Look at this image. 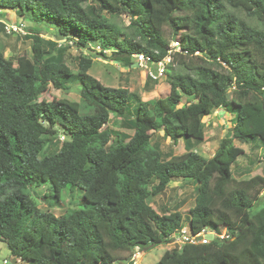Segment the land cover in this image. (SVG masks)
<instances>
[{
  "label": "trees",
  "instance_id": "obj_1",
  "mask_svg": "<svg viewBox=\"0 0 264 264\" xmlns=\"http://www.w3.org/2000/svg\"><path fill=\"white\" fill-rule=\"evenodd\" d=\"M8 10L125 67L139 55L152 65L172 58L168 96L143 101L92 77L93 59L80 56L74 73L38 29L28 37L32 59L15 63L0 52V241L14 259L116 264L117 253L129 261L138 250L171 244L189 222L195 234L226 230L231 238L165 251L155 264H264V205L254 210L264 176L238 180L233 172L245 154L235 141L264 148V0H0V11ZM166 28L180 53H171ZM71 84L80 86L78 103L40 101L48 87L67 92ZM184 98L192 101L180 107ZM215 110L230 113L234 127L206 158L195 148ZM156 132L183 141L185 153L165 159L152 144ZM58 135L61 146L41 158L44 136ZM176 180L195 186L187 217L149 202ZM46 184L58 201L67 187L78 188L81 207L62 216L41 211L30 189Z\"/></svg>",
  "mask_w": 264,
  "mask_h": 264
},
{
  "label": "rangeland",
  "instance_id": "obj_2",
  "mask_svg": "<svg viewBox=\"0 0 264 264\" xmlns=\"http://www.w3.org/2000/svg\"><path fill=\"white\" fill-rule=\"evenodd\" d=\"M20 15L19 12L9 10L0 11V52H3L7 59L15 63L22 56L32 59V41L28 37L32 34L31 29H38L41 31L40 36L43 39L46 41H55L58 50L60 48L63 50L65 61L74 73L78 70L81 56L87 59H93V66L89 70V74L99 80L104 86L127 88L130 92L139 94L143 101L157 100L168 96L170 85L167 77L165 76L157 82L152 81L148 76V69L139 63L137 59H134V64L131 67L106 61L102 56L96 54V52L99 53L98 48L85 50L79 49L76 45H67L64 40L57 39L54 26L36 22L28 18H22ZM117 22L126 27L129 25L130 20L128 17L122 16L117 19ZM15 23L24 24L25 29L22 32H9V29ZM165 36L171 43L172 52L180 53V45H176L179 40L173 36L170 28L165 29ZM46 49L49 48L47 47ZM50 51L53 50L51 49ZM170 60L168 59L167 62L169 63ZM40 101L78 103L80 101V86L78 84H71L67 92L57 90L53 86H50ZM191 101L184 98L180 107L189 104ZM232 118L233 116L224 110H215L211 116L205 117L203 119L205 124L204 141L196 145L195 152L206 158H212L218 150L221 140L232 135V127H234ZM111 120V122L115 121L113 116H111ZM111 122L109 123L110 126ZM117 122L119 121L117 120ZM116 128L130 135L133 134L132 130L121 128L120 126ZM44 139L47 145L41 158L54 153L64 141V138L59 135L44 136ZM152 144L160 147L165 159L180 156L185 153L183 141L175 145L171 140L165 138L162 132L153 134ZM235 145L245 151V154L239 157L233 166L235 177L238 180H242L250 179L254 176H264V148L261 144L259 142L256 144H242L235 141ZM246 173L250 174L245 175ZM30 194L41 211L50 212L55 216H62L66 212L81 207L82 192L78 188L72 189V187H67L62 193L60 201L52 197L49 184L40 188L30 189ZM195 196L194 184L183 180H176L169 185L164 194L152 197L149 202L155 210L162 214L179 210L187 217L189 210L194 206ZM258 204L254 207V210H259L264 205V199ZM186 227H189V222L186 224ZM168 250H179V245L171 243L153 247L143 252L140 264H155L165 251ZM117 257L119 260L116 264H124L128 260V254L126 253H117ZM5 260L9 264H25L20 260L14 259L7 244L0 241V264H3Z\"/></svg>",
  "mask_w": 264,
  "mask_h": 264
},
{
  "label": "built area",
  "instance_id": "obj_3",
  "mask_svg": "<svg viewBox=\"0 0 264 264\" xmlns=\"http://www.w3.org/2000/svg\"><path fill=\"white\" fill-rule=\"evenodd\" d=\"M25 29L24 24L15 23L11 26V29H9V32H22ZM177 46H179V43H176ZM181 50V48H180ZM181 52V51H180ZM171 53L172 48H171ZM135 59L139 61L142 65H144L149 73L148 76L152 81H159L166 75V67L171 62L172 58H167L164 62H161L159 64L152 65L150 60L143 55L136 56ZM171 59L168 63L167 60ZM231 238L230 233H228L226 230L223 232H217L209 229H204L200 233L195 234L191 231L189 227H185L180 232L174 234L172 236V242L174 244L179 245V249H181L185 245H199V244H208L214 239H219L221 241L229 240ZM143 252L136 251L132 257L129 259V261H126L124 264H140L141 258H142ZM3 264H9L7 260L3 261Z\"/></svg>",
  "mask_w": 264,
  "mask_h": 264
},
{
  "label": "water",
  "instance_id": "obj_4",
  "mask_svg": "<svg viewBox=\"0 0 264 264\" xmlns=\"http://www.w3.org/2000/svg\"><path fill=\"white\" fill-rule=\"evenodd\" d=\"M57 39H59V40H60V39H61V40H64V37H57Z\"/></svg>",
  "mask_w": 264,
  "mask_h": 264
}]
</instances>
